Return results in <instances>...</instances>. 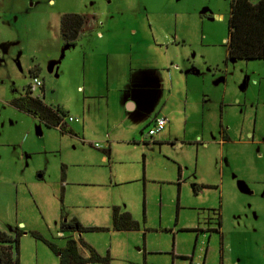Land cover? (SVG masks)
<instances>
[{"label":"rangeland","instance_id":"1","mask_svg":"<svg viewBox=\"0 0 264 264\" xmlns=\"http://www.w3.org/2000/svg\"><path fill=\"white\" fill-rule=\"evenodd\" d=\"M231 2L0 0V231L21 233L18 264H59L46 242L69 238L109 264H264V59L227 57ZM67 14L83 18L72 46ZM32 76L31 95L59 106L70 132L10 104ZM150 108L168 120L155 142ZM254 126L259 144L220 152V131L251 140ZM113 207L138 229L114 230ZM213 210L222 238L193 231L217 227ZM73 218L101 230H63Z\"/></svg>","mask_w":264,"mask_h":264},{"label":"trees","instance_id":"2","mask_svg":"<svg viewBox=\"0 0 264 264\" xmlns=\"http://www.w3.org/2000/svg\"><path fill=\"white\" fill-rule=\"evenodd\" d=\"M83 18L77 14L63 15L60 21V31L67 45L75 44ZM228 28V58L229 59H264V0H232ZM18 110L26 112L40 120L47 127H59L64 132L70 130L62 122L65 113L59 106L53 108L46 105L38 96H32L27 88L26 94L10 102ZM63 170V168H62ZM63 177V175H62ZM215 217L218 216L213 210ZM112 228L116 231H129L138 229V223L128 212H120L118 207L112 209ZM217 227L220 225L216 217ZM61 228L71 232L101 230L97 227H82L76 219L69 222L62 221ZM217 231V229H213ZM21 233L17 231L14 236L0 231V264H18V245ZM58 257L59 264H109L107 257L100 256L93 247L83 242L69 238L65 245L57 248L55 244L46 242ZM80 246L88 252L84 257L80 253ZM12 248L16 255L13 258Z\"/></svg>","mask_w":264,"mask_h":264},{"label":"crops","instance_id":"3","mask_svg":"<svg viewBox=\"0 0 264 264\" xmlns=\"http://www.w3.org/2000/svg\"><path fill=\"white\" fill-rule=\"evenodd\" d=\"M80 37V36H79ZM161 87H158V95L159 96H161L162 95V93H163V90L162 89H160ZM120 89V88H119ZM117 91H120V92H123V91H125V90H117ZM121 102H122V108L124 107V105H126L127 106V110H134V109H136V102H134L133 100H130V96L129 95H127V94H125V96L122 98V100H121ZM154 111H155V108H150L149 110H148V112H147V117H148V119H147V121H150V122H153V120H154V118L156 117V116H159L158 114H156V113H154ZM35 118V117H34ZM167 119V118H166ZM38 120V119H37ZM168 121V120H167ZM39 122L42 124V122L39 120ZM73 122H75V121H73ZM149 122V123H150ZM65 124V126H66V123H64ZM167 126V124L165 125V127ZM47 127V126H46ZM69 130H71L68 126H66ZM165 127H164V129L162 130V131H164L165 130ZM54 128H59V127H54ZM60 129V128H59ZM35 130H36V132L37 133H39V135H40V133L42 134V129L40 128V127H36L35 128ZM61 130V129H60ZM161 131V132H162ZM220 133H221V136H224L225 138H223V137H221L219 140H218V144L220 145V152L222 151V149H223V147L226 145V144H228V143H238V144H249V145H252V144H259V141H254L253 139H254V135H255V126L253 127V128H251V132H247V136H248V138H250L251 140H230V138L228 137V133L225 131V130H222V131H220ZM166 134H168V132L166 133ZM169 135H170V133H169ZM168 135V137H170ZM144 139H146V138H144ZM161 139V138H160ZM155 141H157V140H155V138L153 137V139H152V142H155ZM182 144H183V142H177L176 144H174L173 143V145H175V146H182ZM101 151H103V159H106V160H108L109 158H110V148H109V146H107V147H105V148H103V149H101ZM205 187H209L208 185H200V186H198V185H196V184H192V189H193V191L196 193L197 192V190H198V188L199 189H201V188H205ZM239 187H240V189L241 190H245L246 188H245V186L243 185V184H239ZM248 193L249 194H252V191H250V190H248ZM114 208V207H113ZM112 208V209H113ZM119 208V207H118ZM119 211L120 212H128V211H126V210H121V208H119ZM129 214H130V212H128ZM131 215V214H130ZM111 216H112V214H111ZM213 216H214V218H208V220L206 221V222H211L210 221V219H213V221L212 222H214V223H216V217H215V214H213ZM131 217H132V215H131ZM133 218V217H132ZM112 219V218H111ZM81 225V224H80ZM82 226V225H81ZM221 221H220V225L218 226V227H215V226H213V227H207L205 230H201L202 228H194L195 230H193V231H197V232H199V231H214L213 229H217V231H215V232H218L220 235H221V238L223 237V233H221V231H220V229H221ZM83 227V226H82ZM78 232V231H77ZM78 233H80V232H78ZM82 249H84V248H82ZM81 253V252H80ZM88 256V255H87ZM86 256V257H87ZM191 264V263H190ZM201 264H204L203 262L201 263Z\"/></svg>","mask_w":264,"mask_h":264},{"label":"built area","instance_id":"4","mask_svg":"<svg viewBox=\"0 0 264 264\" xmlns=\"http://www.w3.org/2000/svg\"><path fill=\"white\" fill-rule=\"evenodd\" d=\"M42 83L40 81V79L37 76H32V82L29 84V86L27 87L30 94H32L37 88L41 87ZM67 121L68 122H73V121H77L76 118H73L71 116L67 117ZM63 123H66V121L63 119L62 121ZM167 123V119L164 116H156L152 122V124L150 125L149 129L147 130L146 134H145V138H150L151 140L153 139V137L160 133L165 125ZM94 147L96 148H100L98 143H94L93 144Z\"/></svg>","mask_w":264,"mask_h":264},{"label":"flooded vegetation","instance_id":"5","mask_svg":"<svg viewBox=\"0 0 264 264\" xmlns=\"http://www.w3.org/2000/svg\"><path fill=\"white\" fill-rule=\"evenodd\" d=\"M78 35V34H77Z\"/></svg>","mask_w":264,"mask_h":264}]
</instances>
